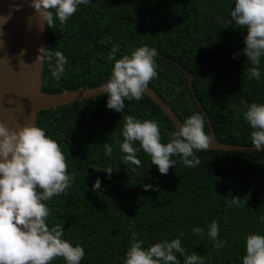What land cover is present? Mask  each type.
I'll return each instance as SVG.
<instances>
[{
  "label": "trees",
  "instance_id": "1",
  "mask_svg": "<svg viewBox=\"0 0 264 264\" xmlns=\"http://www.w3.org/2000/svg\"><path fill=\"white\" fill-rule=\"evenodd\" d=\"M231 0H90L63 24L46 29V48L59 50L68 60L59 81L44 63L42 89L48 93L97 86L107 81L112 65L106 56L118 46L115 59L141 44L157 50V75L148 82L183 120L193 112L205 118L188 83L203 106L216 138L223 143L251 145L241 113L245 103H264V58L261 79H249L251 67L243 48L246 30L229 23ZM100 64V65H99ZM106 95L39 111L37 126L63 152L67 171L75 179L66 191L46 202L49 226L61 224L63 237L81 244L80 264H122L132 232L144 247L179 236L186 253L203 255L205 264H240L244 236L264 234V150L243 152L205 150L194 154L200 163L185 167L179 157L167 174H160L142 150L140 167L122 164L116 141L124 115L151 119L160 125L161 141L175 131L169 117L146 94L125 100L123 112L108 109ZM113 145L110 157L102 144ZM98 167H111L110 178ZM99 177L101 189L92 190ZM144 184L153 185L147 191ZM236 196L240 206L229 207ZM216 220L219 250L191 232ZM182 262V258L177 257ZM50 264H64L61 257Z\"/></svg>",
  "mask_w": 264,
  "mask_h": 264
},
{
  "label": "clouds",
  "instance_id": "2",
  "mask_svg": "<svg viewBox=\"0 0 264 264\" xmlns=\"http://www.w3.org/2000/svg\"><path fill=\"white\" fill-rule=\"evenodd\" d=\"M229 23L246 30L243 48L233 53V59L243 54L252 65L247 69L249 79H261L260 64L264 58V0H231ZM90 0H31V7L42 16L44 25L55 26V21L63 25L77 11L78 6L88 5ZM7 17H0V23ZM118 46L113 45L106 56L112 65L106 82L99 85L105 94L106 107L123 112L125 100L139 101L146 92L148 82L156 77L157 50L141 44L132 47L115 59ZM23 55V50L21 52ZM35 62H48L50 76L59 81L65 72L67 57L59 50L49 51L41 47L37 50ZM241 116L250 131L251 145L257 152L264 146V103H245ZM120 128L122 140L116 141L121 153L122 164L140 167L137 153L141 150L150 158L160 174H167L170 166H175L179 157L185 167H196L200 160L194 153L210 148L213 137L204 131L205 118L193 112L167 135V142L161 141L160 125L155 120L137 119L124 115ZM104 155L110 157L113 145L102 144ZM107 178L113 168L98 167ZM75 173L67 171L65 156L58 143L36 124L9 128L0 122V264H50L61 257L64 264H80L85 255L84 247L62 238L61 224L49 226L50 210L47 206L54 196H58L71 186ZM92 190L101 189L99 177L92 184ZM144 189L153 188L144 184ZM229 207H239L240 199L232 196L227 201ZM264 221V217L260 218ZM191 232L207 238L212 247L219 250L225 241L218 239L219 227L216 220L204 228L194 226ZM145 241L132 232L122 264H205V257L193 251L186 253L181 239H163L148 247ZM182 258L179 260L177 257ZM240 264H264V234L250 232L244 236V255Z\"/></svg>",
  "mask_w": 264,
  "mask_h": 264
},
{
  "label": "water",
  "instance_id": "3",
  "mask_svg": "<svg viewBox=\"0 0 264 264\" xmlns=\"http://www.w3.org/2000/svg\"><path fill=\"white\" fill-rule=\"evenodd\" d=\"M0 17H7L6 22L0 23V122L13 129L37 125L41 110L105 95L98 88L100 84L57 93L43 91L44 64L35 62L37 50L46 48L47 27L42 16L31 7V0H0ZM187 75L189 87L206 116L213 137L209 150L256 151L252 145L228 144L216 138L214 128L192 87L194 74L188 72ZM144 94L159 106L175 127L182 123L151 86L147 85Z\"/></svg>",
  "mask_w": 264,
  "mask_h": 264
},
{
  "label": "bare ground",
  "instance_id": "4",
  "mask_svg": "<svg viewBox=\"0 0 264 264\" xmlns=\"http://www.w3.org/2000/svg\"><path fill=\"white\" fill-rule=\"evenodd\" d=\"M100 65V64H99Z\"/></svg>",
  "mask_w": 264,
  "mask_h": 264
}]
</instances>
